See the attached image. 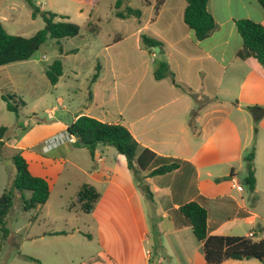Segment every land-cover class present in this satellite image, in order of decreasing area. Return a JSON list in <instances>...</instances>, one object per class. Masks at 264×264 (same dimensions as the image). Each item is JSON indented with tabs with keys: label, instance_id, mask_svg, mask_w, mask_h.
Returning a JSON list of instances; mask_svg holds the SVG:
<instances>
[{
	"label": "crops",
	"instance_id": "1",
	"mask_svg": "<svg viewBox=\"0 0 264 264\" xmlns=\"http://www.w3.org/2000/svg\"><path fill=\"white\" fill-rule=\"evenodd\" d=\"M144 2L154 8V1ZM5 8L8 6L0 8L2 26L11 21ZM12 8L13 2L9 6L10 10ZM184 8L185 0H165L148 26L135 32L134 53L129 56L136 61L127 66L121 84L116 81L119 77L116 68L121 65L111 61L113 66H110L115 67L111 81H107L105 75L99 76L92 84L91 101L84 110V116H89L92 110L95 116L90 115L91 118L124 126L141 148L158 157L176 160L179 167L161 176L146 177L148 172H144L143 185L139 187L127 169L125 158L113 148L99 145L91 157L87 150L69 143L53 145L77 117L69 124L56 122L37 126V130L26 135V138L31 137L26 143L12 146L27 162L31 175L44 179L49 187L46 203L34 208L42 216L44 230L32 235L31 242L44 240L46 236L81 234L84 227L89 236L95 233L108 262L134 263L154 228L167 238L175 255L190 264H198L201 245L189 226L177 225L172 218L173 211L191 201L206 209L210 236H232L227 231L238 221L249 228L243 236L234 237L253 239L256 236L253 227L257 213L248 210L243 197L237 195L241 189H236L233 181L239 186L244 178H238L242 172L241 160L254 138L246 114L264 107V67L254 58H238L242 44L235 22L251 20L264 27V13L258 0H208V11L217 27L207 39L197 43L192 31L183 23ZM88 19V25L94 20L101 21L94 16ZM141 30L161 42L163 54L141 48ZM158 61L168 64L173 79H154L153 65ZM53 109L50 110L52 116ZM242 123L249 131L244 138L240 136ZM259 125L261 134L256 132L253 157L254 196L259 184L258 164L264 165V118ZM235 163L237 169L233 166ZM65 170L71 172L67 177H63ZM71 176L79 178L73 185L76 193L83 184H88L100 194L95 208L85 215L78 205L72 209L62 206L63 213L51 214L49 202L53 189L69 187ZM73 215L84 216L86 221L73 228ZM185 235L191 239L183 243L181 239ZM260 240L264 238L253 241ZM159 248L167 253L168 248L162 243ZM189 250H193L192 253ZM200 262L205 264L203 256ZM223 264L260 263L230 260Z\"/></svg>",
	"mask_w": 264,
	"mask_h": 264
},
{
	"label": "rangeland",
	"instance_id": "2",
	"mask_svg": "<svg viewBox=\"0 0 264 264\" xmlns=\"http://www.w3.org/2000/svg\"><path fill=\"white\" fill-rule=\"evenodd\" d=\"M30 1L40 12L48 11L56 14L55 21H61L60 16L67 17L68 21L79 26V34L70 39L48 38L35 51L31 59L0 67V128L8 129L3 137V144L0 145V197L15 175L11 157L16 151L12 149V146L26 143L31 138H26V135L34 129L37 130V126H46L56 122L69 124L79 111H82L84 115V110L91 101V80L97 64L102 68L99 76L105 75L107 81H111V71H115V67H111L113 66L111 61H115L114 64L117 66L121 65L120 68H116L119 76L116 81L117 84H121L122 75L127 72V66L135 64L136 61L129 56L134 53L135 32L143 26H148L151 18H155L153 8L148 6L144 0H129L128 2L131 8L141 11L139 20L115 19L113 13L116 0ZM146 1L152 3L154 0ZM11 2H13L12 10L9 9ZM5 6L8 8L4 11L11 17L10 22L3 23V28L8 34L30 38L44 27L40 15L34 19L31 17L32 10L27 0H4L0 8ZM89 16L98 17L101 21L97 23L94 20V23L88 25ZM92 26H96L97 32L89 30ZM141 33L146 34L147 31L141 30ZM117 38L123 41L117 43L115 41ZM56 60L62 63V76L55 86H51L45 72L47 67ZM104 68L106 71L103 73ZM7 95L13 97L10 103L17 104L19 109L17 116L7 111L5 107L2 97ZM20 102L24 103V106H20ZM52 109L53 116L50 114ZM90 115L95 116V112L91 110L88 117ZM263 118L264 116L258 121H253L252 114L249 112L246 114L250 134L253 127L254 138L250 144L251 147L243 152L242 172L238 174L239 180L245 176L244 156L250 152L252 147L255 148L256 132L258 131L260 136L259 124ZM245 132L249 131L245 123H242L240 124L241 138L245 137ZM233 166L238 168L237 163ZM258 166L259 184L255 194L256 203L252 206L251 197L241 183L239 187L242 192L237 194L243 197L248 210L257 213L258 216L253 227L256 236L252 240L264 238V165L258 164ZM68 173L71 172L65 170L63 177H67ZM78 180L79 178L71 176L70 186L63 187L66 188L65 190L59 186L53 189L49 202L51 214L61 213L62 206L64 209L72 205L77 207V193L73 185ZM24 194L26 198L29 197L28 192ZM154 217L158 219L156 211H154ZM6 221L8 236L3 243L0 242V264H37L24 257L34 259L38 261V264H111L95 233L89 236L84 227H82L81 234L75 232L67 236H46L44 240L31 242L32 235L44 230L42 216L39 210L38 212L35 209L22 210L18 197L14 198ZM71 221V226L74 228L81 226L86 219L84 216L76 218L73 215ZM31 225L33 226L30 227ZM248 228L244 222L238 221L227 232L232 236H243ZM190 239V236L185 235L181 241L185 243ZM161 243L168 248L167 253L160 250ZM171 247L167 238L153 228V231L147 235V241H144L140 247L137 260L134 263L121 262L120 264H190L185 258L175 255ZM192 251L189 250L191 253ZM198 254L197 262L201 264V251Z\"/></svg>",
	"mask_w": 264,
	"mask_h": 264
},
{
	"label": "trees",
	"instance_id": "3",
	"mask_svg": "<svg viewBox=\"0 0 264 264\" xmlns=\"http://www.w3.org/2000/svg\"><path fill=\"white\" fill-rule=\"evenodd\" d=\"M29 2L31 8V17L34 19L40 15L43 19L44 27L36 32L30 38H23L8 34L0 23V67L17 62H23L31 59L35 51L43 45L48 38L53 40L70 39L79 34V26L68 21L65 16H60L61 21H55L56 14L48 11L40 12L34 5ZM129 0H116L114 4L113 16L119 20L141 18L139 9L131 8ZM165 0H154V16L162 7ZM258 4L264 13V0H258ZM208 0H185L183 11V23L192 31L195 42H201L209 37L216 29L217 25L209 13ZM237 34L241 40V50L238 58H254L261 66L264 67V27L251 20H238L235 22ZM96 32V26L89 29ZM139 41L142 48L152 52V48L160 47L161 42L141 33ZM101 72L99 64L95 66V73L92 76L93 84ZM45 76L51 86H55L62 76V63L59 60L54 61L47 67ZM154 79L159 81L166 78L173 79L174 75L168 64L164 61L154 63ZM175 86L184 92L187 91L183 86ZM9 95L2 97L5 102L7 111L18 114L17 104L10 103ZM196 99V96L193 95ZM20 106L24 103L20 102ZM7 128H0V145L3 137L7 133ZM66 133L76 138L74 146L82 148L89 152L93 157L97 146L102 145L113 148L119 155L125 158L126 166L132 174L137 186L143 185L145 176L142 174L148 172L146 177L161 176L173 172L179 167L176 160L158 157L154 152L141 148L128 130L119 124H106L94 118L80 115L68 125ZM254 148L244 156L245 176L241 181L243 188L251 197V204H254L256 198L255 177L253 166ZM15 175L12 182L3 191L0 197V242L3 243L8 236L6 224L7 216L12 208L15 197L21 202L22 210L28 211L46 203L49 197V187L47 182L39 177L32 176L28 170L27 162L16 152L11 157ZM149 198L150 193L145 190ZM24 192L29 193L26 198ZM100 198V194L90 185L83 184L77 194L76 203L80 211L88 215L95 208ZM69 206V209H72ZM172 218L177 225L189 226L194 239L201 245V254L205 264H223L225 261H249L256 260L264 264V240L253 241L247 237L234 236H210L207 232V211L195 201L188 202L172 212ZM25 259L35 262L38 261L24 257Z\"/></svg>",
	"mask_w": 264,
	"mask_h": 264
},
{
	"label": "water",
	"instance_id": "4",
	"mask_svg": "<svg viewBox=\"0 0 264 264\" xmlns=\"http://www.w3.org/2000/svg\"><path fill=\"white\" fill-rule=\"evenodd\" d=\"M152 52L156 53V54H163V52H161L160 47H156V48H152L151 49ZM78 114H76L74 117H77ZM264 116V107L263 108H254L252 110V118L253 121H258L261 117Z\"/></svg>",
	"mask_w": 264,
	"mask_h": 264
},
{
	"label": "built area",
	"instance_id": "5",
	"mask_svg": "<svg viewBox=\"0 0 264 264\" xmlns=\"http://www.w3.org/2000/svg\"><path fill=\"white\" fill-rule=\"evenodd\" d=\"M38 1H39V2H43L44 0H38ZM75 142H76V138H75V137L70 136V135H68L67 133H65V134L63 135V137L60 138L58 141H55V142L53 143V145L60 144V143H69V144L74 145ZM233 184H234L233 186H234L236 189H240L239 186H238V184H237L235 181H233Z\"/></svg>",
	"mask_w": 264,
	"mask_h": 264
}]
</instances>
